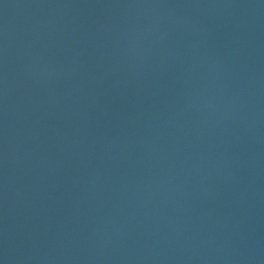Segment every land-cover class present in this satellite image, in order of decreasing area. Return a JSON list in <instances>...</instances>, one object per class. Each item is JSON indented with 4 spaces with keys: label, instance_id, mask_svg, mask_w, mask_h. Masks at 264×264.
I'll return each instance as SVG.
<instances>
[{
    "label": "water",
    "instance_id": "1",
    "mask_svg": "<svg viewBox=\"0 0 264 264\" xmlns=\"http://www.w3.org/2000/svg\"><path fill=\"white\" fill-rule=\"evenodd\" d=\"M0 264H264V0H0Z\"/></svg>",
    "mask_w": 264,
    "mask_h": 264
}]
</instances>
